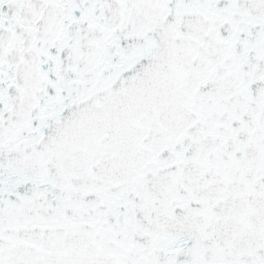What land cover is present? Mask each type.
<instances>
[{
  "label": "snow or ice",
  "instance_id": "1",
  "mask_svg": "<svg viewBox=\"0 0 264 264\" xmlns=\"http://www.w3.org/2000/svg\"><path fill=\"white\" fill-rule=\"evenodd\" d=\"M0 264H264V0H0Z\"/></svg>",
  "mask_w": 264,
  "mask_h": 264
}]
</instances>
